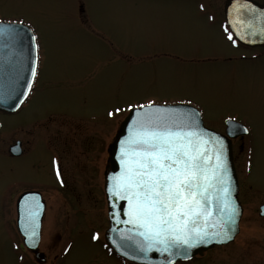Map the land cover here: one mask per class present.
Wrapping results in <instances>:
<instances>
[{
	"label": "rangeland",
	"instance_id": "1",
	"mask_svg": "<svg viewBox=\"0 0 264 264\" xmlns=\"http://www.w3.org/2000/svg\"><path fill=\"white\" fill-rule=\"evenodd\" d=\"M193 15L185 0H0V21H23L39 44L29 98L17 113H0V264H123L105 245L104 171L129 106L150 100L190 101L222 133L229 118L250 129L232 146L240 233L192 264H264V55L209 56L227 51L223 27ZM116 107L123 111L109 117ZM16 140L27 155H8ZM58 149L71 174L68 190L51 160ZM29 185L47 202L41 262L14 223L17 196Z\"/></svg>",
	"mask_w": 264,
	"mask_h": 264
},
{
	"label": "snow or ice",
	"instance_id": "2",
	"mask_svg": "<svg viewBox=\"0 0 264 264\" xmlns=\"http://www.w3.org/2000/svg\"><path fill=\"white\" fill-rule=\"evenodd\" d=\"M249 13L251 20L237 18L232 22L239 39H245L249 32L255 34L257 29L264 34V11L257 13L253 6ZM257 19L259 25L255 23ZM241 26L244 34L239 31ZM25 33L30 34L32 42L34 55L29 71L34 81L39 63L36 34L23 21H0V48L17 57V80L25 60L16 44ZM228 39L233 40L232 32H228ZM26 87L31 91L32 83ZM15 90L14 85L0 89V101L12 98ZM23 94L26 96L27 92ZM188 104L185 107L150 100L129 106L128 111L135 115L127 135L119 140V171L108 178L107 192L115 222L131 225L127 230L117 229L119 242L113 239L112 243L118 249L135 252L134 259L156 250L167 254L166 264H172L177 256L188 259L191 250L201 245L231 240L238 229L241 209L233 195L229 146L223 136L203 127L200 111L191 107L190 101ZM122 111L116 107L108 115L114 117ZM227 123L233 135L250 131L232 118ZM13 151L22 148L18 144ZM54 164L60 176L61 166L58 161ZM117 201L126 202L127 207L121 208ZM39 208L38 201L22 205V224L33 247L38 235ZM121 211L127 219L120 218ZM123 254L128 255V251Z\"/></svg>",
	"mask_w": 264,
	"mask_h": 264
},
{
	"label": "water",
	"instance_id": "3",
	"mask_svg": "<svg viewBox=\"0 0 264 264\" xmlns=\"http://www.w3.org/2000/svg\"><path fill=\"white\" fill-rule=\"evenodd\" d=\"M253 6L257 9V13L259 11H264V8L257 7V5L252 3V2H250L249 5H247V7L249 9ZM250 17H251V15H250ZM251 19H252V17L249 20H251ZM255 23L257 25H259L260 24L259 19H257L255 21ZM230 24L232 26V22H230ZM26 26L28 28H30L28 25H26ZM232 28H233V26H232ZM233 31L236 34V30L234 28H233ZM239 31L241 34H244L245 28L243 26H241L239 28ZM240 40H242L246 44L248 43L250 45H259V44L264 43V35L261 34V32L257 29L255 34H252L251 32H249L245 39H240ZM16 48L18 51H20V50L23 51L24 60H25L23 68L19 72V75H20L19 80H17V74H18L17 73V64L15 63L17 57L14 56L8 49L0 48V89H8L10 86H13V85L15 86V89H16L12 98L0 101V110L4 111V112H8V113L15 112L22 106V104L27 99V97L30 93V91H27V87H26L27 83L31 82L32 85L34 83V81L31 80V74L29 71L30 66H31V57L34 55V53L32 51V42H31L29 33H25L23 35L21 40L16 44ZM25 92H27L26 96L23 94ZM21 101H23V102L21 103ZM169 105H178V106L183 105L185 107L189 106V104H183V103L169 104ZM190 106L195 107L193 105H190ZM134 115H135L134 112H130L129 115L125 118V120L123 121L113 143L109 147L110 156L108 159V165H107V169H106V173H105V175H106L105 190H106V196H107V201H108V212H109V219H110V227L106 232V239H107L108 244L111 247V249L114 250L119 256L123 257L126 260H129V261L134 262V263H139V264H166V262L169 259L167 254H161L159 251L153 250L152 252H149L146 257L141 256V258H139V259H134L133 257H134V255H136L135 252L130 251L128 249H124V250L118 249L116 247V245H114L112 243L113 239H116L119 242V232L117 231V229L127 230V229L131 228V225L117 224L115 222V220L113 219V217L111 215L112 210H113L112 209V203L110 201L109 194L107 192V186H108V178L111 175H113L114 173L119 171V162L117 160V155H118V151H119V140L123 139L127 135L128 125L131 123V120L134 117ZM201 117H202V114H201ZM227 121H226V124H227L226 133H221V132H218L216 130H213L211 128L206 127L204 124V120L202 118L203 127L208 129L210 132H213V133H216V134L223 136L225 138L228 146H229V161H230V166L232 168L233 187H234L233 195L236 198L237 203L239 204L240 209H241V216L238 218V229L233 234V238L231 240H228V241L223 242V243L214 241L211 244L201 245L197 248L192 249L190 254H189L188 259L192 258L196 254H203L204 251L214 247L215 245H223V244H227V243L232 242L236 238L237 234L240 231V220H241L242 214H243V207H242L240 200H239V197H238L239 181H238L237 171H236L234 161H233L232 139L237 138L241 135H245L247 133H244L242 131H237L236 134L233 135L231 132V126L227 123ZM239 124L242 127H246L245 125H243L240 122H239ZM0 128H1V123H0ZM26 197H28L29 199L26 200L25 199ZM32 197H34V199H32ZM37 201L39 202V205H40L39 215L36 217L38 235L35 238L36 243H35V246L33 247L28 241V238L25 234L24 225L22 224V205L26 206L28 203L35 204V202H37ZM117 204L121 208L127 207V204L124 201H117ZM45 207H46L45 201L42 200V198L39 194L34 193V192H27V193L23 194L18 200V213H19L18 226H19L20 232L25 236L26 245L32 250H36L37 246L39 244L40 235H41L40 230H41V225H42V217H43V214L45 211ZM261 209H262L261 213L264 215V206H262ZM120 218L122 220L127 219V217L124 215L123 211L120 212ZM124 251H128V255H124L123 254ZM37 257L40 261L45 260L43 253H37ZM188 259H184L181 256H177L173 259L172 264H174L175 262H177L179 260H188Z\"/></svg>",
	"mask_w": 264,
	"mask_h": 264
},
{
	"label": "flooded vegetation",
	"instance_id": "4",
	"mask_svg": "<svg viewBox=\"0 0 264 264\" xmlns=\"http://www.w3.org/2000/svg\"><path fill=\"white\" fill-rule=\"evenodd\" d=\"M185 1L189 6H191L194 17H199L203 21H207L208 23H210L212 25V27L214 26L213 23H217L221 27H223L222 33L219 32L218 34H220V35L222 34L221 35L222 36L221 37L222 38V44L227 49V51H226V53H223V52L220 53L219 52L216 54H210L209 56L216 55V56L223 57L224 60L237 61L238 59H247L248 53L255 55V56H253L252 59H255L256 56H258V55H264V44H262V45L244 44V43L239 42L236 39V37L233 35V40L237 44L236 47H233V45H232L233 40L230 41L227 37L228 34L225 33V31H224L225 27L227 26V31L232 32L231 28H230V22H233L237 18L243 19V20H249L251 18L250 17L251 14L249 13V8L247 7V5L250 4V2L256 4L257 7L264 8V0H185ZM201 5H203V7H201ZM235 48H238L241 53H238V54L233 53L231 51V49H235ZM205 61H217V60L213 59L212 57H208V58H205ZM17 141H19V140H16V142H14L13 144H11L9 146L8 155L11 157H21V156L27 155L28 151L26 150V148L23 147L22 142L17 143ZM18 144L21 146L22 151H19V152H17V154H14L13 149ZM75 145H76V148L78 149V146H80L82 148L84 144L82 142L81 144H78V145L75 144ZM85 147H86V145H85ZM88 148H89V144H88ZM86 149H87V147H86ZM51 160H52L53 166L55 165L54 161L59 162V164L61 166V175L57 176L59 179L58 181H59L61 188L68 190L70 186H68V183H66V182L70 179L71 174L69 173V171L64 169V164H63L64 160H63V154H62L61 149L56 150L54 155L52 154ZM83 175L86 176L85 180L90 182L91 178H90L89 174L83 173ZM98 177H100V174H98ZM61 180H63V183H61ZM39 189H40L39 187H36L34 185H29V188L23 189L20 192V194L24 193V192H34L37 194L40 193L42 198L44 199L43 193ZM81 210H80L78 215H85L87 218L86 212L81 213ZM44 217H45V213H44ZM44 217H43V221H44ZM14 223H15V226L17 228V215H16ZM42 228H43V225H42ZM20 238H21V242H24V237L21 236ZM40 242H42V235H41ZM200 258H203V256L202 257H195L191 261L182 262L179 264H192L197 259H200Z\"/></svg>",
	"mask_w": 264,
	"mask_h": 264
},
{
	"label": "bare ground",
	"instance_id": "5",
	"mask_svg": "<svg viewBox=\"0 0 264 264\" xmlns=\"http://www.w3.org/2000/svg\"><path fill=\"white\" fill-rule=\"evenodd\" d=\"M106 181V180H105Z\"/></svg>",
	"mask_w": 264,
	"mask_h": 264
}]
</instances>
